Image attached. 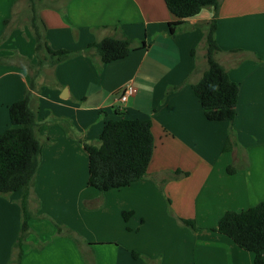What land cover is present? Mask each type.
Listing matches in <instances>:
<instances>
[{
	"label": "crops",
	"instance_id": "0c3cea01",
	"mask_svg": "<svg viewBox=\"0 0 264 264\" xmlns=\"http://www.w3.org/2000/svg\"><path fill=\"white\" fill-rule=\"evenodd\" d=\"M35 4L50 45L82 53L44 67L33 93L43 147L20 264H253V252L213 228L228 210L264 200V0H220L216 58L240 85L232 124L207 119L193 89L208 67L213 7L173 34L170 23L178 18L165 0ZM29 14L28 0H0V37L9 30L0 57L17 53L35 62ZM123 35L137 48L125 58L103 63L94 51L83 52L91 42ZM143 41L147 46L138 48ZM11 59L0 62V134L10 123L9 106L25 98L31 80ZM127 84L138 91L123 101ZM123 115L152 121L153 158L145 178L101 192L88 184L89 154L80 138L100 144L104 123ZM231 125L235 145L224 151ZM177 169L189 175L172 178ZM164 178L161 190L157 180ZM12 193H0V264H15L19 251L22 195ZM124 212L132 214L126 219ZM178 217L194 219L199 229Z\"/></svg>",
	"mask_w": 264,
	"mask_h": 264
},
{
	"label": "trees",
	"instance_id": "16d2710c",
	"mask_svg": "<svg viewBox=\"0 0 264 264\" xmlns=\"http://www.w3.org/2000/svg\"><path fill=\"white\" fill-rule=\"evenodd\" d=\"M30 3L29 24L35 38V62L26 60L31 71L28 92L22 100L9 106L10 123L0 134V193L22 191L23 220L17 240L19 251L15 264H20L23 256V244L30 232V219L33 214L29 208V197L35 185L36 176L41 163L43 143L37 134V115L32 106V98L37 88V80L44 67H55L74 57L82 51L67 48H53L47 40L36 8L35 0ZM168 9L178 18L171 22V32L185 20L196 16L205 7L215 9V17L206 27L205 46L207 69L201 79L193 84L195 94L199 98L207 119L211 121L227 120L233 123L237 115L240 85L233 80L227 69L217 60L216 54L221 51L215 33L217 30V16L220 0H165ZM10 20H5V25ZM9 30L5 29L0 37V43L8 38ZM145 41L138 48L146 47ZM131 38L106 36L99 41L87 45L84 53L92 55L94 51L101 62L109 63L125 58L133 50ZM194 52V51H193ZM6 57H0V62H7ZM179 86L173 87L172 90ZM119 113V112H118ZM120 114V113H119ZM65 130L70 133V126L61 122ZM235 131L230 126L224 151L231 150L235 145ZM89 154L88 184L105 192L114 188H122L132 182L145 178L148 167L153 158L155 137L150 119H131L124 115L118 119H109L104 123L100 135V144L95 145L80 138ZM234 167H229L230 173ZM189 172L177 169L172 172V178L188 176ZM168 179L157 180L161 190ZM169 205L171 204L168 198ZM171 211V209H170ZM132 212H124L128 217ZM180 223L192 230H198L194 219L180 218ZM58 232L63 228L56 224ZM232 238L236 244L255 254L253 264H264V200L255 206L236 211L228 210L213 228ZM69 232V231H68ZM78 242V239H75ZM135 258L142 255L132 252Z\"/></svg>",
	"mask_w": 264,
	"mask_h": 264
},
{
	"label": "rangeland",
	"instance_id": "374dc122",
	"mask_svg": "<svg viewBox=\"0 0 264 264\" xmlns=\"http://www.w3.org/2000/svg\"><path fill=\"white\" fill-rule=\"evenodd\" d=\"M20 11H19V9L17 8V10H16V13H15V15L16 14H18ZM13 52H15V51H13ZM14 53H7V57L8 58H6V59H11L12 61H14V62H17V63H19L20 65H23L25 68L28 66V64H27V62L26 61H23L22 59H20V56H19V54H17V53H15V55H13ZM29 71V70H28ZM30 73H31V71H29ZM9 193H12V192H9ZM14 193H17V194H20V195H23V193H22V191H16V192H14ZM4 194V193H3ZM13 194V193H12Z\"/></svg>",
	"mask_w": 264,
	"mask_h": 264
},
{
	"label": "built area",
	"instance_id": "2783aa9c",
	"mask_svg": "<svg viewBox=\"0 0 264 264\" xmlns=\"http://www.w3.org/2000/svg\"><path fill=\"white\" fill-rule=\"evenodd\" d=\"M138 91V88L133 84H127L122 89L121 100L126 101L128 97L132 94H135Z\"/></svg>",
	"mask_w": 264,
	"mask_h": 264
}]
</instances>
